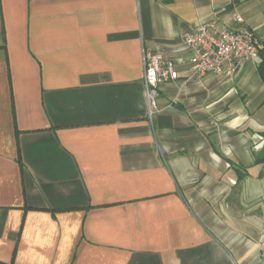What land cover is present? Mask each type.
I'll use <instances>...</instances> for the list:
<instances>
[{
	"label": "crops",
	"instance_id": "1",
	"mask_svg": "<svg viewBox=\"0 0 264 264\" xmlns=\"http://www.w3.org/2000/svg\"><path fill=\"white\" fill-rule=\"evenodd\" d=\"M209 19L264 45V0H0V264H264L261 59L193 76Z\"/></svg>",
	"mask_w": 264,
	"mask_h": 264
},
{
	"label": "built area",
	"instance_id": "2",
	"mask_svg": "<svg viewBox=\"0 0 264 264\" xmlns=\"http://www.w3.org/2000/svg\"><path fill=\"white\" fill-rule=\"evenodd\" d=\"M240 23L242 18L233 17ZM183 50L190 53L192 75L229 78L246 60L258 61L262 42L248 29L231 27L209 19L198 23L182 35ZM144 87L149 114L157 111L155 106L161 83L176 80L178 72L172 60L161 52H143Z\"/></svg>",
	"mask_w": 264,
	"mask_h": 264
},
{
	"label": "trees",
	"instance_id": "3",
	"mask_svg": "<svg viewBox=\"0 0 264 264\" xmlns=\"http://www.w3.org/2000/svg\"><path fill=\"white\" fill-rule=\"evenodd\" d=\"M260 66H259V73L261 75V77L264 79V47L262 48V50H260Z\"/></svg>",
	"mask_w": 264,
	"mask_h": 264
},
{
	"label": "rangeland",
	"instance_id": "4",
	"mask_svg": "<svg viewBox=\"0 0 264 264\" xmlns=\"http://www.w3.org/2000/svg\"><path fill=\"white\" fill-rule=\"evenodd\" d=\"M263 44V43H262ZM263 47H264V45H263ZM262 50V49H261ZM258 60H260V53H259V57H258Z\"/></svg>",
	"mask_w": 264,
	"mask_h": 264
}]
</instances>
